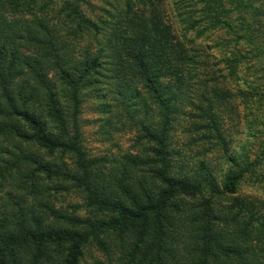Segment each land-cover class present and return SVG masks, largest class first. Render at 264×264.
<instances>
[{
	"label": "trees",
	"instance_id": "trees-1",
	"mask_svg": "<svg viewBox=\"0 0 264 264\" xmlns=\"http://www.w3.org/2000/svg\"><path fill=\"white\" fill-rule=\"evenodd\" d=\"M159 1L122 0L94 20L85 0H0V264H264V203L240 193L247 181L264 190V143L253 161L228 154L222 128L236 109L221 82L242 60L264 64V0H172L175 25ZM216 31L239 51L226 75L201 80L194 155H182L173 135L198 78L191 37ZM85 40L97 50L77 53ZM88 94L111 98L116 125L126 118L148 148L92 155ZM74 194L82 206L64 205Z\"/></svg>",
	"mask_w": 264,
	"mask_h": 264
},
{
	"label": "rangeland",
	"instance_id": "rangeland-1",
	"mask_svg": "<svg viewBox=\"0 0 264 264\" xmlns=\"http://www.w3.org/2000/svg\"><path fill=\"white\" fill-rule=\"evenodd\" d=\"M121 1L85 0L82 8L88 18L94 20L106 19L107 17L103 11L113 10L117 3ZM158 6L164 19L168 23L175 25L176 16L174 15L175 12H173L175 6L172 0H160ZM191 39L195 40L194 43L189 45V48L192 49L191 55L194 57V68L197 69L198 78L193 82L192 91L182 100L181 119L176 125L173 135L175 149L182 155L190 156L194 155L189 151V144L192 140L190 133L193 123L192 118L200 115L199 108L204 107L201 102L203 90L200 82L205 76L210 78L214 74L217 77L226 75V66L223 63V59L234 57L239 51L234 48L235 43L231 41L234 39L233 35H228L222 31L211 32L201 39H195L194 36ZM74 44L77 45L76 51L79 54H82L88 48L96 51V47H98L96 43L87 40L81 43L74 42ZM239 72L238 78L227 80L225 83L221 81L232 94L233 99H231V102L234 109H236L235 120L232 115L226 114L227 116L224 117L222 134L228 143V154L230 156L253 161L260 158L263 152L264 133L260 124L264 123V102L262 103L256 93L264 91V86L261 88L264 85V64L263 62L260 63V71L256 72L248 60H242ZM101 89H104L105 93L110 95L111 87L109 85L105 84L101 86ZM245 93L254 95L247 97ZM103 105L107 107L110 105L111 107L108 111L113 119L111 124H107L108 127H106V122L109 114L106 115L103 112ZM114 105L115 103L111 98L97 101L92 94L87 95L81 115L86 148L94 156L115 157L125 153L142 154L148 146H139L137 144L138 131L132 127L130 122L126 121V118V125H116L120 110ZM255 133H257L256 137H252ZM217 159L218 157L212 160L211 163L216 164L214 170L218 173L219 169L224 167V161L219 162ZM240 193L242 197H247L251 201L264 203V190L259 186L253 185L251 181L243 184ZM61 202L63 203V199H59L58 203ZM69 204L82 206V202L75 194L64 199V205L68 206ZM92 254L95 257H101L95 250H93ZM86 261L88 264L91 263L89 255Z\"/></svg>",
	"mask_w": 264,
	"mask_h": 264
}]
</instances>
